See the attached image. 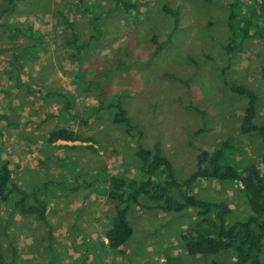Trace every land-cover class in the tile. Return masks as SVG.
I'll return each instance as SVG.
<instances>
[{"label":"rangeland","instance_id":"obj_1","mask_svg":"<svg viewBox=\"0 0 264 264\" xmlns=\"http://www.w3.org/2000/svg\"><path fill=\"white\" fill-rule=\"evenodd\" d=\"M235 2L0 0V164L8 162L20 189H37L46 207L42 222L0 203V264L215 259L186 254L181 234L195 223L192 208L133 206L132 237L122 253L111 251L104 233L113 203L104 182L116 175L144 178L135 152L139 143L152 149L156 142L176 182L195 170L200 150L228 140L231 165L242 171L253 163L264 173L259 138L239 132L246 99L230 90L237 85L256 95L254 121L263 125L264 0H238L232 31ZM164 8L176 14V24ZM244 30L248 37L228 55L231 34ZM119 106L130 127L113 122ZM60 128L93 141L48 143ZM240 190L209 179L192 186L196 198L228 205V224L250 215ZM220 258V264L234 262Z\"/></svg>","mask_w":264,"mask_h":264},{"label":"trees","instance_id":"obj_2","mask_svg":"<svg viewBox=\"0 0 264 264\" xmlns=\"http://www.w3.org/2000/svg\"><path fill=\"white\" fill-rule=\"evenodd\" d=\"M237 4L238 0L229 6V23L232 31ZM164 11L176 19V24V14L168 8H164ZM249 30L241 31L240 35L231 34L233 42L226 48L228 55L241 44L243 38L248 37ZM254 30L257 31L256 28ZM230 90L246 99L239 132L242 135L257 136L264 149V124L258 126L254 121L257 116L256 95L251 90L237 85H231ZM113 122L130 127L126 112L120 106L113 116ZM59 141L92 142L93 140L92 138L83 140L76 132L60 128L52 131L47 138V142L51 144ZM230 144L228 140L213 151L200 150L196 157L195 170L184 181L176 182L173 178L171 163L162 154L160 142H156L152 149H146L139 143L135 157L141 163L140 171L144 178L125 179L116 175L104 182L105 187L108 188V197L113 203L110 228L104 233L107 247L113 252L122 253L121 247L129 241L133 234L127 217L133 206L151 211L175 213L192 208L196 211L195 223L181 234L188 257L215 258L212 261L209 259V263L205 264H220V257L226 255L234 260L233 264H262L261 258L264 256V173L253 163L243 166L242 171L231 165L227 160V152L233 150ZM261 158L264 167V152ZM203 179L239 184L250 215L242 221L228 224L227 216L231 212L225 202H209L198 199L192 194V186L198 180ZM179 187L183 189L179 190L180 192L177 190ZM173 191L176 195L172 193ZM36 192L37 189L31 193L20 189L12 180L8 162L0 164V203L8 204L20 215L35 216L38 220L45 222L46 207L37 198ZM48 237H52L50 233ZM0 260H2L1 244ZM175 260L181 264L179 259ZM173 261L167 259L166 264H171Z\"/></svg>","mask_w":264,"mask_h":264}]
</instances>
